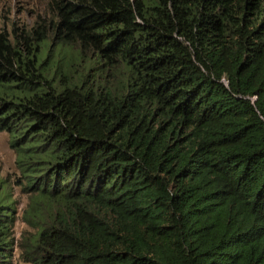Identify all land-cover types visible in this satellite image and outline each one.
Instances as JSON below:
<instances>
[{"label": "trees", "instance_id": "obj_1", "mask_svg": "<svg viewBox=\"0 0 264 264\" xmlns=\"http://www.w3.org/2000/svg\"><path fill=\"white\" fill-rule=\"evenodd\" d=\"M0 132L22 263L264 264V0H49L0 30Z\"/></svg>", "mask_w": 264, "mask_h": 264}, {"label": "rangeland", "instance_id": "obj_2", "mask_svg": "<svg viewBox=\"0 0 264 264\" xmlns=\"http://www.w3.org/2000/svg\"><path fill=\"white\" fill-rule=\"evenodd\" d=\"M48 3L49 0H0V30L10 33L15 28L33 27L38 17L46 15ZM61 57L64 63L65 58L62 55ZM52 70L53 68L45 72L46 78L52 77ZM9 140L5 132H0V197L11 208L13 214L12 250L9 263L26 264L19 259L18 243L21 235L33 233V230L22 222V214L27 210L30 195L20 178V171L15 164L16 156L9 148Z\"/></svg>", "mask_w": 264, "mask_h": 264}]
</instances>
